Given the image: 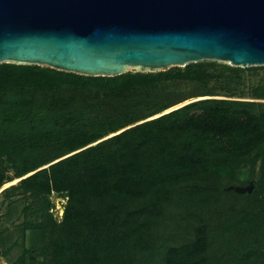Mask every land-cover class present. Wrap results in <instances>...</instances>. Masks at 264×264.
Segmentation results:
<instances>
[{
    "label": "trees",
    "instance_id": "16d2710c",
    "mask_svg": "<svg viewBox=\"0 0 264 264\" xmlns=\"http://www.w3.org/2000/svg\"><path fill=\"white\" fill-rule=\"evenodd\" d=\"M253 78L246 99L238 91ZM212 83L225 92L209 91ZM192 85L204 90L184 94ZM258 161L252 193L239 194L264 206V65L204 59L109 76L0 62V188L19 178L3 191L69 197L60 223L46 208L51 264H143L177 186H220ZM245 209L231 224L255 262L264 207L260 217ZM210 244L201 225L165 264H208Z\"/></svg>",
    "mask_w": 264,
    "mask_h": 264
},
{
    "label": "water",
    "instance_id": "95a60500",
    "mask_svg": "<svg viewBox=\"0 0 264 264\" xmlns=\"http://www.w3.org/2000/svg\"><path fill=\"white\" fill-rule=\"evenodd\" d=\"M204 59L264 65V0H0V62L113 76Z\"/></svg>",
    "mask_w": 264,
    "mask_h": 264
},
{
    "label": "rangeland",
    "instance_id": "374dc122",
    "mask_svg": "<svg viewBox=\"0 0 264 264\" xmlns=\"http://www.w3.org/2000/svg\"><path fill=\"white\" fill-rule=\"evenodd\" d=\"M129 70L133 69L129 68ZM133 71L148 70L139 68ZM256 80L257 78L249 79L242 87L243 91H238L239 94H244L246 99H252L251 88L256 84ZM213 84L210 85L209 91L225 92ZM202 90L204 89L192 85L184 91V94ZM193 99L196 98L186 102ZM259 166L260 161L256 165L245 162L234 177L222 180L219 184L221 187L177 186L174 199L166 206L156 226L157 249L146 256L143 264H165L164 257L168 249L192 241L197 227L201 225H206L210 232L208 264H262L264 245L254 256L258 261L252 262L254 258L252 256L249 258L244 253L248 251L250 245L244 247L241 244L246 239L231 224V220L250 206L256 207L254 213L256 216H263L259 213L264 207L262 196L259 198L242 196L240 192L228 187L243 186L254 182L253 180L258 181ZM5 184L0 188V264H51L52 236L50 221L45 219L48 216L46 208H49L53 219L60 223L64 216L59 219L56 213H59L60 208H64L65 212L69 197L64 193L52 192L45 199L21 188L5 193L3 190L11 185Z\"/></svg>",
    "mask_w": 264,
    "mask_h": 264
},
{
    "label": "bare ground",
    "instance_id": "6f19581e",
    "mask_svg": "<svg viewBox=\"0 0 264 264\" xmlns=\"http://www.w3.org/2000/svg\"><path fill=\"white\" fill-rule=\"evenodd\" d=\"M185 103H187V102H184V103H182L181 105H183V104H185ZM176 107H178V106H176ZM174 108H175V107H174ZM171 109H173V108H169V109H167L165 112H168V111H170ZM157 115H159V114H157ZM157 115H156V116H157ZM18 179H19V178H16V179H14V180H12V181L6 183L5 185H9V184L15 183V182H17ZM5 264H7V263H5Z\"/></svg>",
    "mask_w": 264,
    "mask_h": 264
},
{
    "label": "built area",
    "instance_id": "2783aa9c",
    "mask_svg": "<svg viewBox=\"0 0 264 264\" xmlns=\"http://www.w3.org/2000/svg\"><path fill=\"white\" fill-rule=\"evenodd\" d=\"M53 193H56L55 191H53ZM56 216L60 219L64 216V208H60L59 213H56Z\"/></svg>",
    "mask_w": 264,
    "mask_h": 264
}]
</instances>
